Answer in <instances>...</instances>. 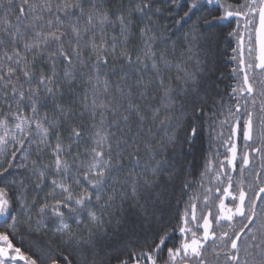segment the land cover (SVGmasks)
<instances>
[{
    "label": "snow or ice",
    "instance_id": "6c2138e0",
    "mask_svg": "<svg viewBox=\"0 0 264 264\" xmlns=\"http://www.w3.org/2000/svg\"><path fill=\"white\" fill-rule=\"evenodd\" d=\"M164 2L170 6L167 11L174 25L182 29L190 24L183 39L173 40L176 33L159 24L162 13L156 0L126 4L121 0L115 8L108 0H0V156L4 157L0 160V264H38L14 241L24 228L47 230L56 221L55 234L64 246L49 249L40 264H110L101 255L103 218L118 214L128 200L135 201L147 218L149 204L162 195L155 191L161 182L178 178L169 149L176 152L183 144L191 145L199 134L195 108L186 120L185 105L189 96L198 95L200 80L208 71L200 53L210 49L214 29L233 17L244 18L251 60L246 62L241 51L233 69L243 79L232 93L244 98L245 104L227 111L224 123L231 121V134L225 143L230 144L231 157L226 159L235 171L238 151L232 137L240 134L246 147L264 155V100L257 109L254 87L258 85L264 97V78L249 74L258 71L264 77V0ZM234 34H238L235 29L229 33ZM110 64L119 68L105 71ZM113 76L118 79L113 81ZM66 95L68 104L63 102ZM49 102L51 115L41 111ZM77 107L82 109L81 119L87 115L91 120L92 147L85 151V160L73 154L84 125L69 126L67 143L61 131ZM257 122L260 131L254 141ZM153 128L163 135H154ZM249 141L260 146L252 147ZM29 149H34L37 159L31 165L17 163L28 160ZM45 154L50 159L42 163ZM241 164L243 175L250 164L248 152ZM220 167L223 171V164ZM12 169H23L26 175L8 180L5 174L13 175ZM210 171L206 167L202 178ZM253 176L247 188L243 182L234 184L231 176L222 186L225 181L217 172L218 185L206 188L203 196L205 207L212 200L216 213L213 216L209 208L201 216V237L187 226L189 209L191 221H197L193 200L200 196L194 193L179 228L183 239L167 248L166 259L159 253L169 235L161 227L147 250L129 252L127 259L117 257L119 264H208L209 240L216 256L223 252L224 264H264V172ZM30 178L40 191L51 185L48 199L38 209L35 200L29 203L26 198ZM213 222L221 227L219 235Z\"/></svg>",
    "mask_w": 264,
    "mask_h": 264
},
{
    "label": "trees",
    "instance_id": "16d2710c",
    "mask_svg": "<svg viewBox=\"0 0 264 264\" xmlns=\"http://www.w3.org/2000/svg\"><path fill=\"white\" fill-rule=\"evenodd\" d=\"M120 2L121 0H108L109 6L113 8ZM228 2L237 4L243 3V0H228ZM124 3L126 4L127 0H124ZM155 6L159 7L162 13L159 24L168 26L170 32L176 33L173 40L183 39V34L188 31L190 24H185L182 29L179 25H174L169 19L170 14L167 11L170 6L164 0H156ZM182 14L181 12L180 15ZM171 15H175V13ZM136 23L142 26L139 18L136 19ZM223 23L224 26L214 29L210 49L200 53V60L208 65V71L200 80L198 95L195 98L189 96L185 105L187 108V112L185 113L186 120L192 118L193 108H195L197 124L200 126L199 134L191 145L183 144L182 149H177L176 152L169 149V161L175 165L176 171L180 173L178 178L168 183L161 182L160 188L155 191L162 193V195L158 200H154L149 204L147 218H145L144 211L137 208L135 201L132 200L124 202L118 214L105 215L103 218L104 223L99 233L103 248L101 255L110 261V264H119L117 257L119 259H127L129 252L139 251L142 248L147 250V245L152 243L161 227L168 233L169 238L166 247L159 255L161 258L167 255V248L173 247V241L182 237V235L180 236L179 228L183 226L182 217L194 193L200 196V199L193 200L197 204L196 214L202 216V212H207V208L203 202L204 190L209 187L214 188L218 184V182H214L213 180L208 181L207 176L216 174L219 169L218 165L214 163L215 157L212 158L210 153L212 148H215L218 152L222 145H225L226 148L230 145L229 143H225L227 139L224 140V136H228L229 132L220 129L223 131L220 133L219 128L231 126L230 122L224 123V118L227 115L229 104L235 103L232 88L237 86V79L240 76L234 74L233 69L238 67V50L241 49L240 39L243 33H245L246 41L249 40L248 32L245 30L242 19L232 18ZM234 29L238 34L230 36L229 33L233 32ZM109 33H111V29H109ZM130 47L134 48L135 44L130 45ZM233 49H236V51L234 52ZM234 56L237 59L234 60ZM113 67L119 68V65L110 64L109 68L105 69V71H110ZM111 79L115 81L118 77L113 76ZM63 102L65 104L70 103L67 95ZM177 107L179 108V104ZM41 111H48L49 115H51L53 111L51 102ZM81 111L82 109L79 107L75 108L74 112L76 114L63 126L61 131L67 143L69 126L84 125L83 138L79 141L78 146L75 143L73 144V154L79 153V159L85 160L87 158L84 155L85 151L92 147L90 139L91 120L87 115L81 119L79 116ZM153 134L158 136L163 135V133H158L155 128H153ZM53 142H55V138H53ZM28 151L31 152L28 160L22 161V159H18L17 163L26 162L31 165V161L37 159L34 149H29ZM49 159V154L40 157L42 163H47ZM69 162L71 163V158H69ZM206 167L210 168L211 171L202 178L201 173L205 172ZM181 168H183V172H180ZM10 171H12L13 175L5 174L8 180H12L13 178L19 180L23 175H26L23 169H12ZM51 178L49 177V181ZM0 180H3V178L0 177ZM33 180L34 178H30L27 182L26 198L29 203L35 200L38 209L39 204L48 199L51 185L48 183L43 191H40L35 188ZM185 183H188L190 187L185 188ZM57 195L59 196V191H57ZM33 218H36L35 212H33ZM21 220H23V217H21ZM68 222L71 224L73 230L77 229L75 223L71 220ZM55 223H58V221L50 224L48 229L55 231ZM191 224L189 209L188 226ZM160 234L162 235L163 233ZM15 242L18 247H21L22 251L33 255L39 261L40 257L49 249H54L58 246L62 248L64 246L60 237L55 233L48 230L30 231L27 228L21 230Z\"/></svg>",
    "mask_w": 264,
    "mask_h": 264
},
{
    "label": "flooded vegetation",
    "instance_id": "af4514ba",
    "mask_svg": "<svg viewBox=\"0 0 264 264\" xmlns=\"http://www.w3.org/2000/svg\"><path fill=\"white\" fill-rule=\"evenodd\" d=\"M242 20L244 21V19H242ZM249 47H250V45H249V40H248L245 42V50H238L239 58H240L241 51H243V56H244V59L246 62H249L251 60V57L249 56V53H248ZM249 74H250V76L255 75L257 77V79L264 78V77L260 76L258 71L256 73L250 72ZM242 79H243V77L241 74L239 76V78L237 79V85L242 82ZM254 87L256 88V101H257L256 108L258 109L261 101L264 100V97H261L259 95V91H260L259 86L254 85ZM233 100L235 103L229 104V108H232L233 111H234L237 103H239L241 106H243L245 104L244 98H242L240 96L233 97ZM248 107L250 110H253L251 100H248ZM241 112H243V107H241ZM225 116H227V115H225ZM243 119H247V117L244 116ZM224 120H225V118H224ZM229 122L231 124V121H229ZM242 125H243V121H241V128H242ZM220 129L225 130L226 132H229L228 136H224V140L225 139L228 140L229 136L231 134V126L219 128V132L222 133L223 131ZM254 129H255L254 130V141H255L256 135L260 131V126H259L258 122L254 125ZM232 142H235L237 144V151H238L237 160L235 162L236 163L235 171H233L232 166L227 163V159H226V157H228V158L231 157V153L228 151L230 145L227 148L225 147V145H222L218 152L216 151L215 148H212L210 155L212 158L215 157V159H216L214 163H215V165H218V167H219L217 172L220 173V180L225 181V183L222 186H226V177L231 176L234 184L238 183V182H243L244 186L247 188L248 184H251L254 180L253 173L264 172V167H262V166H264V155H262L260 153L252 152L250 147H246L242 134H240L236 137H232ZM248 144L252 145V147H259L260 146L259 142L253 143V141H249ZM245 152L249 153L250 164L244 170L243 175H241L240 174V168L242 166L241 157L244 155ZM221 164H223V171H221V167H220ZM207 179H208V181L213 180L214 182H218L215 179V174L214 175H208ZM249 194L251 195V193H249ZM212 199H215V196L212 197ZM216 203L218 204V200L216 201ZM209 208L211 209L213 216H214L216 213V208L212 205V200L209 201V205H208V208L206 210L207 212H202V214L204 213L203 215H207ZM202 224H203V220L201 219V215H197V221L188 226L192 230L197 232L198 238L201 237L202 233H203L202 227H199V225H202ZM2 227H3V225H0V228H2ZM213 229L216 231L217 235H219V233L221 231V227H217L215 222H213ZM187 235L190 236V233H188ZM180 236H181V233H180ZM182 239H183V237H180L176 241H173L174 246H178ZM14 243L16 244V246H18L15 241H14ZM206 247L208 248V251L205 252V256H206V259L208 261V264H224L223 252H220L219 256H216L212 251L213 245H212L211 240H209L207 242ZM25 254L31 255L29 253H25ZM33 258H35V257L33 256ZM163 258L164 257H162V259ZM37 260H38V264H40L39 259H37Z\"/></svg>",
    "mask_w": 264,
    "mask_h": 264
},
{
    "label": "rangeland",
    "instance_id": "374dc122",
    "mask_svg": "<svg viewBox=\"0 0 264 264\" xmlns=\"http://www.w3.org/2000/svg\"><path fill=\"white\" fill-rule=\"evenodd\" d=\"M10 148H11V146H10ZM3 158H4L3 156H0V160H2ZM202 215H203V214H202ZM192 223H194V222L192 221ZM187 226H188V225H187ZM47 230H48L49 232L55 233V231H51V230L48 229V228H47ZM166 258H167V256L165 255L163 259H166Z\"/></svg>",
    "mask_w": 264,
    "mask_h": 264
},
{
    "label": "water",
    "instance_id": "95a60500",
    "mask_svg": "<svg viewBox=\"0 0 264 264\" xmlns=\"http://www.w3.org/2000/svg\"><path fill=\"white\" fill-rule=\"evenodd\" d=\"M233 18H235V17H233ZM241 46H242L241 50H244V37L241 39Z\"/></svg>",
    "mask_w": 264,
    "mask_h": 264
}]
</instances>
